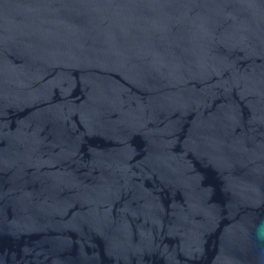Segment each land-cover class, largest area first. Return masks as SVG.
I'll return each mask as SVG.
<instances>
[{"label":"water","instance_id":"obj_1","mask_svg":"<svg viewBox=\"0 0 264 264\" xmlns=\"http://www.w3.org/2000/svg\"><path fill=\"white\" fill-rule=\"evenodd\" d=\"M0 264H264V0H0Z\"/></svg>","mask_w":264,"mask_h":264}]
</instances>
